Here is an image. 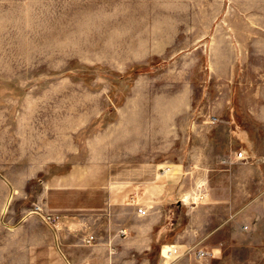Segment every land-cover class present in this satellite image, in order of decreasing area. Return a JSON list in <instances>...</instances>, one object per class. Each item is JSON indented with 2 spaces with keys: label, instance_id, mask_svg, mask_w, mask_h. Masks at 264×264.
<instances>
[{
  "label": "rangeland",
  "instance_id": "rangeland-1",
  "mask_svg": "<svg viewBox=\"0 0 264 264\" xmlns=\"http://www.w3.org/2000/svg\"><path fill=\"white\" fill-rule=\"evenodd\" d=\"M212 156L225 169L209 173ZM251 156H264V0H0V201L5 185L7 213L22 196L29 214L3 216L1 233H51L48 213H127L114 180L158 160L172 169L168 239L211 233L223 247L207 264H264V161ZM67 180L95 187L46 192ZM31 243L0 264H30Z\"/></svg>",
  "mask_w": 264,
  "mask_h": 264
},
{
  "label": "crops",
  "instance_id": "crops-1",
  "mask_svg": "<svg viewBox=\"0 0 264 264\" xmlns=\"http://www.w3.org/2000/svg\"><path fill=\"white\" fill-rule=\"evenodd\" d=\"M249 135L247 138L245 134L247 143L251 142ZM252 157L254 161L258 162L254 163L255 167L261 168L264 156ZM221 158L222 156H212L208 161H204L209 173L225 169L224 164H221ZM189 160L191 163L187 167L188 169L194 164L197 157L190 156ZM250 162L252 163L250 160L241 162L240 165L247 166ZM162 165H166L164 161H149L142 166L141 171L134 172L132 178L126 181L114 180L115 186L123 184L124 187H127L129 193V201L125 204L127 213H123L117 206L112 205L105 207L102 212L82 218L70 215V213L64 214L62 221L57 224L59 226L56 228L41 220V223L48 227L51 233L32 234L27 237L17 233L0 232V257L11 256L12 251L20 252V245H16V241L28 239L32 241L31 251L35 252L30 258V264H207L210 261H218L223 243H214L211 233L201 235L200 239H190L188 242L181 235H174L173 238L168 239L170 237L163 230L166 225L163 218L167 207L170 206L168 207L170 210L173 207V200L168 198L171 197V185L164 179L172 169L169 168L164 173H160L159 167ZM174 165L176 168L173 170H179L176 176L182 177L181 163L178 161ZM187 168L186 173L191 175L192 169L187 170ZM70 183L71 180H67L66 184L48 188L46 192L70 189L83 190L88 187H95V183L91 181L79 185ZM2 189L4 198L2 202L0 201V220L3 216L5 218L8 216L14 221L28 219L29 214L23 213L25 209L20 207V201L23 200L22 196H16L9 213H7L9 208L7 205L10 204V198L16 193V190L11 189L12 195L6 204L8 195L5 185L2 186ZM139 189H144L149 195L142 197V199L137 198L134 194L138 193ZM179 192L181 193V190ZM140 207L147 211L145 215L138 212ZM4 227L0 226V229H4ZM90 235L95 237V242L87 243V238ZM166 244H176L183 248L187 246L206 248L212 254L201 260H197L193 255H187L175 262H169L164 260L165 258L161 253L162 247ZM13 255L15 256V253ZM13 264H21V260L14 261Z\"/></svg>",
  "mask_w": 264,
  "mask_h": 264
},
{
  "label": "built area",
  "instance_id": "built-area-1",
  "mask_svg": "<svg viewBox=\"0 0 264 264\" xmlns=\"http://www.w3.org/2000/svg\"><path fill=\"white\" fill-rule=\"evenodd\" d=\"M217 117H213V121H217ZM237 159H246L247 156L243 150L239 151L236 155ZM228 159L225 158L223 162H227ZM138 212L140 214H146V210L142 207L138 208ZM42 220L46 222L50 226H54L53 223H56V225L59 222L60 216L55 213H48L45 215H41ZM247 228V226H245ZM95 242V237L93 235H90L87 238V243ZM166 245L162 247L161 253L162 256L166 259H170L172 262H175L179 258L187 255H193L197 260L205 259L209 256H211L212 252L209 251L206 248H197L195 246H187L183 248L182 246L176 245V244H170L167 248H165Z\"/></svg>",
  "mask_w": 264,
  "mask_h": 264
},
{
  "label": "bare ground",
  "instance_id": "bare-ground-1",
  "mask_svg": "<svg viewBox=\"0 0 264 264\" xmlns=\"http://www.w3.org/2000/svg\"><path fill=\"white\" fill-rule=\"evenodd\" d=\"M169 245H166L165 248H167ZM167 261H171L169 258L167 259Z\"/></svg>",
  "mask_w": 264,
  "mask_h": 264
}]
</instances>
